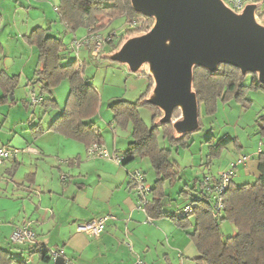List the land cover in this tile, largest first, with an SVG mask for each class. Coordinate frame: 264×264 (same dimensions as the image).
Returning <instances> with one entry per match:
<instances>
[{
    "label": "crops",
    "instance_id": "1",
    "mask_svg": "<svg viewBox=\"0 0 264 264\" xmlns=\"http://www.w3.org/2000/svg\"><path fill=\"white\" fill-rule=\"evenodd\" d=\"M49 1L0 0V74L18 77L17 89H24L28 102L31 94L38 97L39 85H27L37 69L38 52L25 38L35 29L47 30L54 35L52 37L70 36L64 51L69 50L73 40L88 35L84 29L74 34L66 32L56 13L59 0L52 5ZM79 57L80 53L76 61H80ZM12 94L15 95V90ZM30 104V112H25L29 116L24 122L12 123L5 119V131L0 128V146L19 150L15 158L0 166V250L7 252L14 264H55L50 254L49 261H42L34 247L61 251V264H134L136 261L194 264L198 253L188 238L192 229L182 230L168 219L147 220L128 180V173L135 169L145 177L136 166L138 158L121 166L109 158L89 157L80 143L46 131L58 115L57 111L44 109L38 103ZM95 118L92 122L97 126ZM37 124L45 132L34 139L30 128ZM109 128L110 132H100L102 137L103 133H110L112 140L104 138L101 147L110 157L123 156L131 141V128L125 131L126 137L122 133V138L112 124ZM242 159L236 168L242 167L246 174L252 171L248 169L249 157L231 161L227 171L222 172L230 173L231 182L230 165ZM145 161L140 160L142 164H146ZM256 167L257 161L254 164L257 178ZM222 173L219 170L216 175L194 179L195 190H201L200 182L205 177L217 178ZM61 177L66 178L65 183L61 182ZM165 198L162 207L168 215L178 216L177 211L186 207L172 211ZM104 216L109 220L100 235L90 237L77 231L79 225ZM189 222L194 223L193 217H189ZM24 223L35 232L36 244L14 246L10 243V234Z\"/></svg>",
    "mask_w": 264,
    "mask_h": 264
},
{
    "label": "trees",
    "instance_id": "2",
    "mask_svg": "<svg viewBox=\"0 0 264 264\" xmlns=\"http://www.w3.org/2000/svg\"><path fill=\"white\" fill-rule=\"evenodd\" d=\"M56 13L59 22L70 34L80 29L87 30V34L98 33L118 17H124L128 25L139 19L146 20L149 25L153 23L150 18L135 13L130 0H59ZM105 20L106 25L103 24ZM148 30L149 27L146 28V31ZM126 34H122L121 38ZM25 42L35 47L38 52L37 69L33 80L27 83L39 85L37 98L41 100L38 104L44 109H56L53 90L64 81H67L69 86L63 109L51 121L46 131L80 143L85 149L93 145L102 146L101 132L92 122L99 109V95L84 81L81 65L76 61L63 64V40L48 36L47 30L35 29L25 38ZM116 46L117 44L113 49ZM102 58L107 60L104 56ZM249 75L252 76V83L246 87L243 81ZM148 81L146 92L136 102L118 101L109 106L113 112L112 125L122 130L131 126V141L123 156H120L121 166L129 165L137 158L145 159L154 172L155 181L150 188V199L144 205L147 219H168L182 230L192 229L188 238L198 253L194 264H264V154L259 153L256 167L258 177L254 184L236 186L229 181L222 194V209L218 213H215L212 195L204 192L201 187V190L196 191L194 184L191 188L194 196L189 204L192 206L189 217H193L194 223L189 222V217H182L185 207L178 216L168 215L162 207L166 197L165 188L173 187L179 180V170L177 165L170 161V149L160 148L157 139L160 135L164 141L177 149L187 148V140L194 133L176 138L171 124H156L159 111L143 103L151 86V79L148 78ZM18 83V77L0 74V105L8 101L9 95H13ZM192 86L199 109L202 108L207 117L215 115L218 103L226 104L235 100L249 105L244 98L247 89L264 91V85L258 82L256 75L242 76L238 69L230 65H220L214 73L199 67L194 68ZM140 106L149 107L152 112L150 127H147L138 115L137 108ZM178 115L179 111L175 110L172 117ZM200 115L199 111L198 131L202 129ZM258 119V128L264 136V110ZM30 131L34 139L45 132L40 124L31 127ZM232 141V138L226 136L216 144L210 145L209 156H218ZM188 195V192H180V196ZM223 221H229L236 229V233L225 240L219 232V224ZM34 249L42 261H49L50 251L41 247ZM14 263L7 252L0 250V264Z\"/></svg>",
    "mask_w": 264,
    "mask_h": 264
},
{
    "label": "rangeland",
    "instance_id": "3",
    "mask_svg": "<svg viewBox=\"0 0 264 264\" xmlns=\"http://www.w3.org/2000/svg\"><path fill=\"white\" fill-rule=\"evenodd\" d=\"M56 2V0H51L48 3L52 5L56 4ZM248 3L260 5L256 17L259 21L264 20V14H259L264 11V0H251ZM103 24L106 25L107 21L105 20ZM131 25L132 27L129 28L124 17H118L111 21L100 31V36L105 41L95 56H90L93 47L87 49L89 54L85 50L80 52V61H76L74 53L69 50L62 52L64 58L63 64L67 65L76 61L77 64L81 65L84 81L93 87L99 95V109L95 121L99 130L102 132H110L109 124H112L113 118V112L109 108L110 105L118 101L134 103L146 92L149 86V77L147 76L146 70L139 74H133L125 66L102 58V56L117 51L125 39L142 34L146 32L147 27L150 28L152 26L144 19L133 21ZM124 33L127 34L121 38V35ZM47 35L54 36L50 32ZM56 37L64 40V46H67L71 40L70 36L64 37L62 35H56ZM116 44L117 46L113 49ZM251 83L252 76L249 75L243 81V85L248 87ZM152 85L153 81L151 80L150 89ZM68 88V82L64 81L53 90L56 109L49 108L50 111H57L59 114L63 109L68 95ZM24 95V89L20 87L18 89L16 88L15 95H9L8 101L0 105V128L2 132L5 131L4 128L6 127L5 119L12 123H20L21 121L24 122L26 116H29L25 112H30V102L26 100ZM0 96L2 97L1 91ZM244 98L248 101L249 105L238 103L235 100L229 101L226 104L218 103L217 112L212 117L205 116L203 109L200 108L202 129L189 136L187 148L177 149L164 141L160 135L158 136L157 141L159 147L170 149V161L175 163L179 170V180L173 187L166 186L165 188L167 195L165 201L171 204L172 211L176 207L180 210V208L190 204L191 198L194 196V192L191 189L194 185L193 181H196L194 179L198 177L202 178L209 174L216 175L219 170L221 173L225 172L228 169V164L231 161H236L238 158L249 157L248 169L252 171L246 174L242 167L236 168L232 171L233 183L236 186H241L256 182L257 178L255 176L254 164L258 160L259 153L262 152L264 154V136L260 133L257 124L259 122L258 117L262 115L264 110V91L247 89L245 90ZM137 111L145 125L150 127L152 112L149 107L140 106L137 108ZM18 112L22 114L20 115ZM17 115L20 116L17 117ZM179 116L180 112L177 117H172V120L177 119ZM160 117L161 113L159 112V117L156 120ZM13 118L14 120L21 119L13 122ZM46 120L47 118L45 117L42 121L43 125L46 123ZM113 126L119 130L118 136L122 138V133H125L126 137L125 131L127 129L122 130L115 125ZM129 127L131 128V126ZM103 134V140L104 138L110 141L112 140L110 133ZM226 136L232 138L233 141L218 156H209L210 145L216 144ZM0 140H2L1 136ZM137 161L136 166L145 173L146 185L149 188L152 187L155 176L148 161H145L146 164H142L140 159ZM147 163L149 166H147ZM181 191L188 192L189 195L186 197L180 196ZM177 212L179 215L180 211ZM219 232L222 239L225 240L233 236L236 233V229L229 221H223L219 224Z\"/></svg>",
    "mask_w": 264,
    "mask_h": 264
},
{
    "label": "water",
    "instance_id": "4",
    "mask_svg": "<svg viewBox=\"0 0 264 264\" xmlns=\"http://www.w3.org/2000/svg\"><path fill=\"white\" fill-rule=\"evenodd\" d=\"M130 4L153 24L104 58L133 74L147 71L153 85L143 103L161 113L156 124H171L176 138L199 129L194 68L214 73L220 65H230L242 76L256 75L264 85V20L256 17L259 4L247 3L239 12L222 0H130ZM175 110L180 116L172 120Z\"/></svg>",
    "mask_w": 264,
    "mask_h": 264
},
{
    "label": "built area",
    "instance_id": "5",
    "mask_svg": "<svg viewBox=\"0 0 264 264\" xmlns=\"http://www.w3.org/2000/svg\"><path fill=\"white\" fill-rule=\"evenodd\" d=\"M229 8H231L235 12H239L243 10L245 5L251 0H222ZM260 8V6H259ZM258 8V9H259ZM257 9V11H258ZM256 11V14L258 12ZM259 14H264L262 11ZM132 25H129L131 28ZM105 39L101 37L97 33L88 34L84 38L80 40H73L70 46V50L74 52L75 57L82 51L86 50L90 47H93L91 52L92 56H95L99 51L101 46L103 45ZM41 99L37 98L34 94L30 95V102L32 105L38 103ZM19 153V150L8 148L5 146H0V166L3 165L4 162L15 158V156ZM87 155L89 157H98V158H109L114 161L116 164L121 165L122 158L120 156H109L102 149L101 146L93 145L87 149ZM244 159L239 160L237 163H232L230 165V171L232 172L238 164L243 162ZM129 184L133 187V190L136 192L140 206L144 210V205L148 201V197L150 196V188L145 183L144 175L140 170L135 169L128 173ZM230 181V173H222L218 175L217 178L205 177L201 183V189L212 195V202L214 203L215 213H218L222 209V194L226 189ZM61 182L65 183L66 178L61 177ZM192 210V206L188 205L183 209L182 217H189ZM109 217L104 216L98 219L92 220L88 223L79 225L77 227V231L80 233H84L90 237H96L100 235L106 226ZM148 220V219H147ZM10 243L14 246H21L25 244L35 245L36 244V234L30 228L29 224L24 223L19 227L14 228L9 237ZM50 256L54 261H57L62 258V253L59 250L50 251ZM134 264H143L141 261H136Z\"/></svg>",
    "mask_w": 264,
    "mask_h": 264
}]
</instances>
